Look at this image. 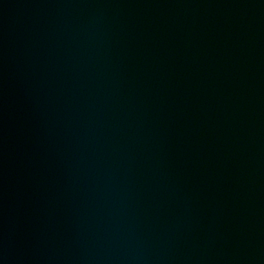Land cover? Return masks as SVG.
<instances>
[{"label": "water", "instance_id": "1", "mask_svg": "<svg viewBox=\"0 0 264 264\" xmlns=\"http://www.w3.org/2000/svg\"><path fill=\"white\" fill-rule=\"evenodd\" d=\"M0 264H264V0H0Z\"/></svg>", "mask_w": 264, "mask_h": 264}]
</instances>
